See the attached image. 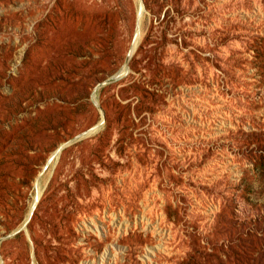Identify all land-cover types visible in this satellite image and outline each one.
I'll return each instance as SVG.
<instances>
[{"label": "rangeland", "instance_id": "1", "mask_svg": "<svg viewBox=\"0 0 264 264\" xmlns=\"http://www.w3.org/2000/svg\"><path fill=\"white\" fill-rule=\"evenodd\" d=\"M0 264H264V0H0Z\"/></svg>", "mask_w": 264, "mask_h": 264}, {"label": "water", "instance_id": "2", "mask_svg": "<svg viewBox=\"0 0 264 264\" xmlns=\"http://www.w3.org/2000/svg\"><path fill=\"white\" fill-rule=\"evenodd\" d=\"M132 54H133V51H132L131 54L128 56V61L130 60ZM113 81H114V78L111 79V82H113ZM108 83H110V81H109ZM90 133H91V132H87V133L83 134V136H85V135H89ZM66 145H68V143L65 144V145H63L62 148H64ZM60 151H61V150H60Z\"/></svg>", "mask_w": 264, "mask_h": 264}]
</instances>
